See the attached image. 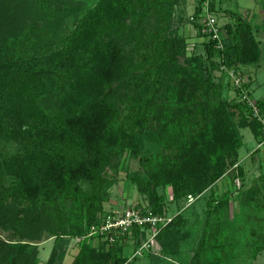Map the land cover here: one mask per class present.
<instances>
[{
    "label": "trees",
    "instance_id": "1",
    "mask_svg": "<svg viewBox=\"0 0 264 264\" xmlns=\"http://www.w3.org/2000/svg\"><path fill=\"white\" fill-rule=\"evenodd\" d=\"M174 1L97 0L89 7L76 0H0V232L9 242L0 239V264H38L32 244L45 234L57 239L46 263L56 264L65 238H83L90 227L101 225L119 172L117 160L154 140L146 128L157 110L170 122L175 119L183 138L164 129L158 138L167 137L163 143L169 148L162 145L159 156L140 160L149 182L141 191L147 206L134 207L166 214L165 191L171 189L169 203L177 210L155 238L162 254L178 255L194 207L230 174L241 189L220 199L210 194L188 264H226L227 253L238 250L253 261L262 251L264 233L253 232L256 241L246 234L251 224L264 226L263 177L243 193L232 221L228 215L229 200L245 180L238 161L240 131L249 129L258 143L259 126L247 118L239 93L230 104L222 95L232 92L230 84L212 77L222 66L258 65L260 42L251 24L232 14L219 29L223 49L217 51L200 24L202 0H196L191 22L196 38L205 39L204 54L186 60L187 74L169 75L164 55L175 58L186 45L160 37ZM71 17L73 29L66 32L63 24ZM183 79L192 89L184 110L176 109V99L160 101L150 93L159 88L155 82L172 91ZM258 104L264 111V103ZM178 112L184 117L176 119ZM188 197L195 202L186 207ZM229 227L231 236L225 233ZM146 237L147 230L134 228L119 242L101 244L110 245L107 251L84 244L71 264H128L122 257L125 245L139 246Z\"/></svg>",
    "mask_w": 264,
    "mask_h": 264
},
{
    "label": "rangeland",
    "instance_id": "2",
    "mask_svg": "<svg viewBox=\"0 0 264 264\" xmlns=\"http://www.w3.org/2000/svg\"><path fill=\"white\" fill-rule=\"evenodd\" d=\"M76 1L84 2L85 6L91 7L96 3L97 0ZM190 1L192 0H175L173 13L169 22H166L161 26L163 27V29L160 30V37H167L172 39L178 38L186 42V45L183 48L184 50L182 52H179V54L175 58H173L170 54L164 55L163 59L167 65L169 75L172 72L173 74H182V76L187 74V72H189V66L186 64V60L192 57H197L200 54H204L203 42L205 41V39L196 38L195 25L193 22H191L193 9L191 8ZM239 1L240 0H223V3L221 5L224 7L229 5V7L233 8L237 3H240ZM251 2L256 6L261 5L259 3H256V1L254 0H251ZM214 14L219 26L222 27L226 23L230 22V19H226L221 12ZM247 19L252 20L250 21L251 25L259 30L258 37L261 40L262 58L257 66H248L244 67L243 69H240L249 82L248 91L250 92L252 100L257 103H264V13H260V18L258 19ZM73 24L74 17H71L66 20L63 24L64 31L70 32L73 29ZM166 47L168 49V46ZM47 50L52 51L53 49L51 46H48ZM169 62H172V64L168 65ZM212 75L216 83H222L223 80L225 83L226 80L223 79V75H221L220 73L213 71ZM155 84L156 87L159 86V88H155L154 90L150 89V93L153 94L156 98L158 97V100L160 101L166 99V96H168V98L176 99L177 101H179L176 105L177 110H184V103L191 100L192 89L190 87L189 82L184 79L183 82L179 83V86H175L172 91L167 90L166 86H160V84L156 82ZM222 95L225 100L230 102V104L234 103L235 94L233 91H223ZM157 113L158 110L155 114L156 116L153 120L151 119V121L147 124L146 128V134H148L149 137L150 135H152L151 132H153L154 140L150 141L148 139L149 142H145L143 150H140L137 153H133L134 150H132L131 152H125V154L120 157L119 160H117V162L119 161V165L117 164V162H115L118 165L119 172H117L116 183L110 190V199L108 203L105 204L106 214L115 208L133 207L136 205L146 207L147 198L141 194V191L142 189H145L147 187L146 184L149 182H147L148 180L145 177V174L143 173L140 160L145 159L149 155L159 156V154L162 153V145H165L166 150L169 148L168 146H166V143H163L164 141L168 140L167 137L162 136L161 138H158V135L160 133H163L164 129H170L171 131L175 132L177 134V140L183 138L182 131H178L174 128L175 119L170 122V120L167 119L168 117L166 113ZM184 115L185 113L178 112L176 119L180 116L184 117ZM188 116L189 114L187 113V117ZM240 133L243 137V146L239 150L238 161L240 162L241 166L239 170L241 171L242 169V174L245 180L243 189L239 192V195L236 198H232L234 200H229L228 215L230 221H232L235 216L239 213V207L240 203L242 202L243 193L251 187H257L261 177L264 178L263 152L259 151L256 152V154L253 152L257 145V141L253 137L249 129L240 131ZM169 140L171 142V137H169ZM174 141L176 140L174 139ZM253 153L254 155H252ZM232 177V174H230L229 176L227 175L223 180L218 182L214 186V188L204 194L203 198L194 207L193 211H195L196 215L194 217H191L190 219V224L186 230L187 237L185 238V240H182L178 243V246L180 247L178 255L164 256L161 252L159 244L154 242L150 250L144 252L142 256H136L135 253L137 252L138 248H140L141 243L138 246L133 241H131L125 245L122 252V257L127 260L128 264H152L150 259L146 257L147 255L152 256V258L154 259H157L159 264H188L192 258L193 247L196 241L198 240L199 235L205 224V206L209 200L210 194H212L211 196L214 195L213 197H211L212 199H220L221 196L230 194V191L231 193L235 192V189L233 188L234 182L232 180ZM165 193L168 197V202L166 205V214L171 217L176 213L177 209L175 205H173V203H169L172 201L171 189H167ZM250 228V234H246L247 240L256 241L258 239V237L256 236L252 237L253 232H256L257 235L258 233H264V226L259 227L256 224H251L249 229ZM233 229L236 232V228L233 227ZM226 231L225 233L228 236H231L233 234L230 227ZM0 239H6V235H1L0 232ZM64 241H66V243L64 242L61 245V248L57 253V260L54 262L56 264H71L73 259L79 254L80 246L84 244L88 243V245L96 251H107V247L110 246L108 244H106V247L101 246V244H105L106 241L104 239H98L95 237L85 240L82 238H74L67 240V238H65ZM4 242L9 243L7 240H4ZM10 243L13 245L16 244L17 241L14 240ZM56 243V238H52L49 235L45 234L41 243L36 245L32 244V246H35V249H37L38 264H46L48 262L49 257L51 255V251L56 245H58ZM31 249L33 248L31 247ZM62 249L65 250V254L63 256V260L60 261L62 258ZM225 263L264 264V246L262 251L256 256L255 260L253 261H249L246 258V255H244L243 252H240L238 250L235 252H228Z\"/></svg>",
    "mask_w": 264,
    "mask_h": 264
},
{
    "label": "built area",
    "instance_id": "3",
    "mask_svg": "<svg viewBox=\"0 0 264 264\" xmlns=\"http://www.w3.org/2000/svg\"><path fill=\"white\" fill-rule=\"evenodd\" d=\"M193 19L191 18V21ZM200 24L210 35L211 41L215 42V49L221 51L223 43L219 29L221 28L215 18V14L211 12V0H202ZM220 74L224 76L230 84L232 91L239 93V102L247 109V118L254 121L259 126L260 140L257 143L254 153L262 151L264 155V112L257 102L252 100L250 92L244 87L249 85L243 72L239 68L220 67ZM235 191L241 189V181L237 178L234 181ZM195 198L188 197L186 207L192 205ZM172 220L167 214L155 215L149 210L141 211L136 207L115 208L108 212L101 225L92 226L88 233L82 239L98 238L104 239L107 243L113 244L119 242L125 236L130 235L132 229L138 228L147 230V238L142 241L140 248L135 253L136 256L151 249L159 230L166 227Z\"/></svg>",
    "mask_w": 264,
    "mask_h": 264
},
{
    "label": "crops",
    "instance_id": "4",
    "mask_svg": "<svg viewBox=\"0 0 264 264\" xmlns=\"http://www.w3.org/2000/svg\"><path fill=\"white\" fill-rule=\"evenodd\" d=\"M256 1V3H259L261 5H254L251 0H240L239 2L240 3H237L233 8L232 7H229L228 6H222L221 4L223 3V0H211V8L213 10L214 13H218V12H221L224 17L226 19H230L231 21V15L232 14H236V15H239L241 16L242 18H244L248 23H250V21L252 20H248L247 18H251V19H254V18H260V13H264V0H254ZM190 5H191V8L193 9L194 11V7H195V2L196 0H192L190 1ZM263 3V4H262ZM227 24V23H226ZM251 24V23H250ZM252 26V25H251ZM221 27V26H220ZM253 30H254V33H255V37H256V40L260 42V49H261V40L260 38L258 37V32L259 30L254 28L252 26ZM261 58H262V50H261ZM261 58H260V61H261ZM259 61V62H260ZM259 64V63H258ZM254 66H257V65H254ZM243 69V68H242ZM256 154V153H255ZM251 156V155H250ZM264 156V155H263Z\"/></svg>",
    "mask_w": 264,
    "mask_h": 264
}]
</instances>
